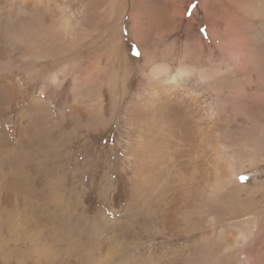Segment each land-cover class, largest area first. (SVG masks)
Here are the masks:
<instances>
[{"label": "bare ground", "instance_id": "bare-ground-1", "mask_svg": "<svg viewBox=\"0 0 264 264\" xmlns=\"http://www.w3.org/2000/svg\"><path fill=\"white\" fill-rule=\"evenodd\" d=\"M63 6V0H0L2 261L5 264H192V258L203 259L211 253L209 248L224 238L222 254L195 263L231 264L229 253L245 244L247 236L244 231L223 229V224L242 218L248 222L252 217L264 215L262 190L258 187L253 196L242 198L241 192L249 181L239 183L242 172H258L264 155L260 160L252 156L248 164L235 165L236 147L249 137L247 126L256 116V103L250 95L253 74L256 85L264 91V70L261 72L259 63L253 62L260 54L258 41L245 36L232 42V38L228 40L229 30H224L225 43L218 44L216 50L229 63L232 83L219 84L216 81L219 71L215 69L182 65L172 71L166 64L154 66L157 64L154 59L153 68L145 76L149 82L147 89L134 101L129 92L138 82V74L144 75V68L136 70L132 77V68L125 65L127 71L119 80L120 88L117 89L115 79L106 85L109 95H104L103 85L97 89L96 99H93L96 93L91 88L92 79L100 72L77 73L73 78L74 73L68 69L74 86L87 96V102L78 101L81 95L73 87L72 94L77 100L67 108L62 105L61 77L55 74L53 80L58 92L52 104L55 103L57 110L53 107L48 119L53 123L55 174H50L34 152L39 151L36 142L43 134L45 113L50 111L51 104L43 87L38 90L32 87L40 86L44 59H49L48 65L60 64L72 56L74 60L75 53H83L75 47L68 55L58 50L64 51L79 42V35L70 31ZM172 7L177 16H183L175 5ZM152 14L148 12L146 16L150 20L144 17L139 23L143 25L147 21L155 27L159 13ZM170 21L174 23L168 17L162 20L164 25ZM139 30L144 31L143 26ZM209 30V36H216L213 27ZM136 33L132 34L133 39L140 44ZM141 49L142 57L149 59L142 45ZM209 54L212 57L215 53ZM112 55L115 58L118 54ZM235 57L237 60L232 62ZM15 59L19 63L11 69ZM259 59L264 64V57ZM78 69V66L74 68ZM239 75L242 80L238 79ZM194 77L199 80L197 84L215 82L213 98L229 97H219L220 103L215 107L208 105L203 94L189 87ZM26 88L31 95L26 94ZM105 96H110L111 123L116 117L121 141V147H111L106 152L94 148L99 137L110 129ZM130 98L132 101L126 106ZM234 105L239 108L234 109ZM79 148L85 156L83 163L77 158ZM76 173L79 181L75 179ZM76 182L81 190L75 186ZM122 190L127 193L123 206L120 203L124 199L119 196ZM150 225L153 229H148ZM150 230L155 233L151 235ZM218 230L221 234L217 239ZM242 256L246 260L250 257L248 252ZM238 263L244 264L243 260Z\"/></svg>", "mask_w": 264, "mask_h": 264}, {"label": "rangeland", "instance_id": "rangeland-1", "mask_svg": "<svg viewBox=\"0 0 264 264\" xmlns=\"http://www.w3.org/2000/svg\"><path fill=\"white\" fill-rule=\"evenodd\" d=\"M63 4V9L65 10L64 16L69 19L70 31L77 33L80 39L78 38L77 40H79V42L73 43L70 47H67L68 49L65 48L64 51H62V49H57L61 50V52L65 55L70 54L71 51L78 48L81 49L83 53H75L73 54L74 60H72V56L71 59L70 57L67 58V61H65V59L64 61L59 62L60 64L55 63L53 65H48V63L50 62L49 59H44V61L46 62L44 67V75L41 81V83L44 84L40 83V86L36 85L32 87V90H38V88L43 87V89H45L44 92L48 96L51 104L48 107V110L50 111L45 113L46 120L43 134L36 142V145L38 147L37 149L39 151L34 152L37 156V159L40 160L42 164H44V170H46V172L50 174H55L54 142L51 133L53 123L48 120L52 116L51 112L53 113V111L51 110H53V107L57 110L55 103L52 104V101H55L58 92L53 80L55 74L61 77L60 82L62 83L61 88L63 90L61 91L60 88V91L64 96L62 105H66L65 108H67L77 100L72 94L73 87H75L77 93L79 92V90L77 89L78 87L74 86L73 83V78L77 73H88L95 75L96 73L100 72L99 74H96L97 76L95 75L92 79L93 85L91 86V88L92 91L96 93L94 94L93 99H96V96L98 95L97 89L102 87L103 85L104 95H109L106 85H108L109 82L115 79H117V89L120 88L119 80L127 71L125 65H127L130 69L132 68V77L135 76L134 73L136 70L138 71L139 68H144V71H142L144 75L140 76L141 74H138V82L134 84L129 92V96L133 98L134 101L147 89V85L149 82L147 80V77L145 76H147L153 68L152 65L154 64L155 60V63L157 64H155L154 66L159 64H166L169 65L172 71L177 70L182 65L190 67L192 66L195 68H205L206 70L215 69L216 71H219V78L216 80L219 84L220 82H223L225 84L232 83L234 79H231L233 75H231L232 72L229 71V63L227 62L226 58H224V56H222L221 53L216 50L218 44L221 45V43L225 41V38L223 37L225 33L223 32L226 29L227 31L229 30L227 34L228 40L232 38V42L236 37L238 38L245 36H250L258 41V53H260V57H255L253 59V62L254 64L259 63L258 68H260L259 70L261 72L264 70V64L263 62H261V59H259L261 57H264V0H63ZM173 4L179 9L178 13H182L183 16H181V14H178L177 16L176 12H173ZM194 4L196 5V7L192 8V5ZM156 10H158L159 12ZM148 12L153 13L152 15H154V12L159 13L157 19L160 21L158 22V20H156L155 18L154 22H157H155V27H153V25L150 26L147 21H145L146 24L143 25L140 24L141 22L139 23L140 20H145L144 17L147 18L146 15L148 14ZM160 12L162 13L160 14ZM167 17L174 23L170 21L171 25L165 24V26L162 20H165ZM169 17L172 18L170 19ZM207 17H210L211 20H209V18ZM147 19L150 20L149 16ZM210 22L212 23V25L210 24ZM142 26L144 31L145 29H150L151 31L154 30L155 32L153 34H148L151 33L150 30L145 31L146 33L148 32L147 34L144 31L141 32L139 29ZM146 26L150 28H146ZM211 27H213L214 32H217L215 34L216 36H209V29H211ZM131 28L132 31H130ZM202 28L206 29V32L202 33L200 31ZM157 29L159 30L156 32ZM164 29H167L166 32ZM133 31H137L136 37H140V44L136 43L133 39ZM220 31H222V34L220 33ZM142 34L146 35L148 38L143 36ZM213 37L216 41L213 39ZM141 45L147 51L149 59H147L146 57H142L143 54ZM211 51L215 53L212 57L209 54ZM113 52H117V57L113 58ZM234 59H232V62H235L237 60L236 57ZM18 63L19 60L15 59L14 64L10 68H16ZM76 66H78L79 71L74 70ZM226 68H228L227 71L224 70ZM68 69L74 73L73 78L72 75H68ZM1 71L2 70H0V72ZM64 73L66 76L64 75ZM253 75L254 76L252 77V80H250V95H252L251 99L256 103V116L252 118V124L247 126L252 137H250L249 135V137L241 141L242 143L240 142V144L236 147L235 165L237 166H240L242 163L248 164L252 156L256 160H260L264 155V91L260 90V88L256 85V75ZM24 78L26 81V77ZM238 79L242 80L241 75H239ZM198 81L199 80L197 79V77H194L191 79L188 85H190L189 87L196 91V93L203 94L206 97L205 101H207L208 105L215 107L220 103L218 102L219 97H229L223 95L218 96L217 98H213L216 97L215 93L213 92L215 82H210L209 84H197ZM26 94L31 95L32 93L26 88ZM80 95L81 98L78 101H80L81 103L85 101L87 102V96H84L85 94L82 93H80ZM109 97L110 96H105V99L107 100L105 101V104L107 105L106 120L110 123V129H108L107 132L105 131V133L100 136L101 138L99 137L96 143L97 145H94V148L98 147L97 149L99 150L104 149L105 152L106 150H110L111 147H121V141L119 138L120 133L118 132L119 130L117 128V124L115 123L116 117H113V122L111 123L112 108H110ZM131 98L130 100L126 101V106L131 103ZM228 104L231 105L233 103L229 102ZM234 106L232 107H234V109L236 110L239 108L236 105ZM60 107L63 108L64 106ZM229 112L232 113L231 108H229ZM125 115L126 112L124 111V123L127 119ZM120 129L123 130L122 126H120ZM246 140H250V142H245ZM79 150L80 148L76 150L78 151L77 158L80 162L83 163L84 161L81 160H83L85 156H83L84 154H81ZM122 153L123 152L121 150V157L123 156ZM262 160H264V158H262ZM34 172L36 173L37 170H35ZM242 173L243 175L241 174L240 178L246 177V180L242 182L240 179L239 183L243 184L245 181H249L248 187L244 189L243 192H241V194H243L242 198L253 196L257 192L259 187L262 190L264 201V161L261 162L260 167L258 168V172H256L255 174H246L248 172ZM77 174L78 173L75 174V179L77 178L76 180H78L79 178ZM75 186L78 187V190H81V188H79L80 186L77 185V182ZM241 189L242 188H240V190L238 191H241ZM122 191H120V193L122 192V196L119 194V196L124 199V201L120 203L121 206L125 205L127 202V193L125 190ZM239 193L240 192H238V194ZM247 201L249 202V200ZM262 210L264 211V208ZM246 220V218H242L227 224H223V229L231 228L238 231H244L245 233H243L247 236V241L245 244L237 246L235 249H233V251L229 253L228 257H231L230 263L239 264L238 261L243 260L244 264H264V215L261 217H252L251 219H248V222ZM151 226L152 225H150L148 229H153V227ZM219 230L215 235V238L217 239L221 234ZM154 233L155 231L153 232V230H150L151 235ZM223 239L224 238H222L221 240L223 241ZM222 241L219 242V244H217L216 246H211V248H209V252H211L212 254L210 253L205 257H217L218 255L222 254L224 246L226 245V243ZM244 252H248V254L250 255V257H248V260H246L244 256H242ZM200 258L201 257L192 258V264H196L198 263V261L204 259L203 258L200 260ZM2 260L3 259L0 257V264H5V262ZM222 261L223 258L221 259V262Z\"/></svg>", "mask_w": 264, "mask_h": 264}, {"label": "snow or ice", "instance_id": "snow-or-ice-1", "mask_svg": "<svg viewBox=\"0 0 264 264\" xmlns=\"http://www.w3.org/2000/svg\"><path fill=\"white\" fill-rule=\"evenodd\" d=\"M195 7H196L195 4L192 5V8H195ZM200 31L203 33V32H206V29H203V28H202ZM240 179H241V181L243 182L244 180H246V177H241Z\"/></svg>", "mask_w": 264, "mask_h": 264}]
</instances>
